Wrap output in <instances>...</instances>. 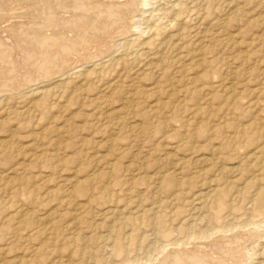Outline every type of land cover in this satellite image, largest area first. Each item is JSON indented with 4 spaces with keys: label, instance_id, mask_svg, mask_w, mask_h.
Here are the masks:
<instances>
[{
    "label": "rangeland",
    "instance_id": "rangeland-1",
    "mask_svg": "<svg viewBox=\"0 0 264 264\" xmlns=\"http://www.w3.org/2000/svg\"><path fill=\"white\" fill-rule=\"evenodd\" d=\"M162 263L264 264V0H0V264Z\"/></svg>",
    "mask_w": 264,
    "mask_h": 264
},
{
    "label": "bare ground",
    "instance_id": "bare-ground-1",
    "mask_svg": "<svg viewBox=\"0 0 264 264\" xmlns=\"http://www.w3.org/2000/svg\"><path fill=\"white\" fill-rule=\"evenodd\" d=\"M110 1V0H109ZM113 2V1H112ZM127 2V1H126ZM114 4V3H113ZM71 5V4H70ZM81 5V4H80ZM89 5V4H88ZM116 5V4H115ZM58 6V5H57ZM98 6V5H97ZM10 8V7H9ZM62 10V9H61ZM105 11V10H104ZM95 13V12H94ZM71 14V13H70ZM79 14V13H78ZM39 15V14H38ZM81 17V16H80ZM55 20V19H54ZM58 20V19H57ZM26 29V28H25ZM11 30V29H10ZM13 31V30H12ZM11 31V32H12ZM37 31V30H36ZM74 32V31H73ZM61 36V35H60ZM64 36V35H63ZM70 37V35H69ZM43 38V37H42ZM57 39V38H56ZM75 40V39H74ZM56 41V40H55ZM76 42V41H75ZM77 46V45H76ZM77 48V47H76ZM62 49V48H61ZM64 50V49H63ZM16 55V54H15ZM18 59V58H17ZM21 65V64H20ZM229 239V238H228ZM233 240V239H232ZM227 241V240H226ZM231 241V240H230ZM220 242V241H219ZM226 249V248H225ZM198 257V256H197ZM201 260V259H200ZM168 262V261H167ZM184 262V261H183ZM163 264V263H162Z\"/></svg>",
    "mask_w": 264,
    "mask_h": 264
}]
</instances>
